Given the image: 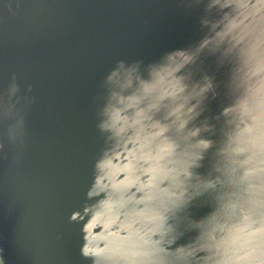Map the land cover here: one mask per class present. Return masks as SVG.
<instances>
[{
  "label": "clouds",
  "instance_id": "1",
  "mask_svg": "<svg viewBox=\"0 0 264 264\" xmlns=\"http://www.w3.org/2000/svg\"><path fill=\"white\" fill-rule=\"evenodd\" d=\"M177 7L195 17L184 46L117 60L92 97L101 146L68 218L90 264H264V0ZM18 93L13 75L0 92L13 163L34 102Z\"/></svg>",
  "mask_w": 264,
  "mask_h": 264
},
{
  "label": "water",
  "instance_id": "2",
  "mask_svg": "<svg viewBox=\"0 0 264 264\" xmlns=\"http://www.w3.org/2000/svg\"><path fill=\"white\" fill-rule=\"evenodd\" d=\"M178 0H0V92L15 75L25 111L19 163L0 155L5 264H90L79 211L101 146L92 97L117 60L184 46L194 15ZM31 92H27L28 86Z\"/></svg>",
  "mask_w": 264,
  "mask_h": 264
}]
</instances>
